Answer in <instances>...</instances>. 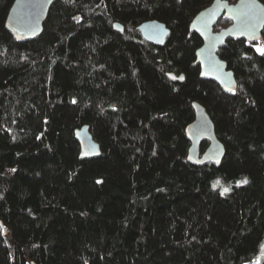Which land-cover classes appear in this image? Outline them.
<instances>
[{"label":"trees","instance_id":"16d2710c","mask_svg":"<svg viewBox=\"0 0 264 264\" xmlns=\"http://www.w3.org/2000/svg\"><path fill=\"white\" fill-rule=\"evenodd\" d=\"M13 1L0 0V264L252 259L264 242V29L219 48L237 80L228 93L200 77L190 30L213 0H55L28 40L6 27ZM149 19L170 28L164 44L142 37ZM194 100L225 146L219 165L187 160ZM84 124L98 156L79 157Z\"/></svg>","mask_w":264,"mask_h":264},{"label":"water","instance_id":"95a60500","mask_svg":"<svg viewBox=\"0 0 264 264\" xmlns=\"http://www.w3.org/2000/svg\"><path fill=\"white\" fill-rule=\"evenodd\" d=\"M55 0H14L6 17V27L17 40H28L39 36L49 9ZM221 17L230 23L221 29H215ZM114 26L123 30L122 23L115 21ZM142 37L154 44L166 42L170 28L159 19H149L138 25ZM264 29V3L260 0H213L200 10L190 23V30L202 38V44L196 50V63L200 66V77L216 81L224 91L231 93L237 86L235 73L228 68L226 60L218 54L219 48L227 38H245L249 41L259 40ZM255 37V39H253ZM168 76H183L168 72ZM184 80V79H183ZM194 118L185 128L190 141L187 160L193 164L213 161L219 165L225 153V146L217 136L215 124L205 106L199 101L192 102ZM75 136L80 144V158L100 155L99 143L90 132L89 125L84 124L75 129ZM203 141H207L202 149ZM191 157V159H189Z\"/></svg>","mask_w":264,"mask_h":264},{"label":"rangeland","instance_id":"374dc122","mask_svg":"<svg viewBox=\"0 0 264 264\" xmlns=\"http://www.w3.org/2000/svg\"><path fill=\"white\" fill-rule=\"evenodd\" d=\"M257 47H263V40L261 39L259 42L257 41L256 43ZM244 180H246V178H242L238 180V183L243 182ZM227 189L230 188V184L226 186ZM264 259V242L262 244V246L260 247V249L258 250V252L254 255V257L248 261H246L244 264H250L251 262H255V261H261Z\"/></svg>","mask_w":264,"mask_h":264},{"label":"snow or ice","instance_id":"6c2138e0","mask_svg":"<svg viewBox=\"0 0 264 264\" xmlns=\"http://www.w3.org/2000/svg\"><path fill=\"white\" fill-rule=\"evenodd\" d=\"M253 39H255V37H253ZM256 51L259 52L261 55H264V47H257ZM179 79L183 80L184 77L180 76L178 77ZM172 79H177V77H172ZM73 103H75V101H73ZM189 159H191V157H189ZM13 171H15V169H13ZM247 180H244L242 183H247ZM97 183H101V181H97ZM216 184H219V181L216 182ZM215 186V185H214ZM228 191L227 188L224 189V192H222L221 194L223 195L224 193H226Z\"/></svg>","mask_w":264,"mask_h":264}]
</instances>
